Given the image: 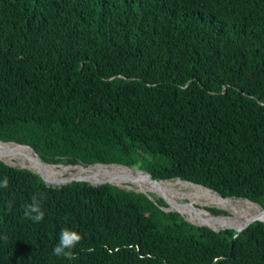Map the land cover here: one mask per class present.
<instances>
[{"label": "trees", "instance_id": "trees-1", "mask_svg": "<svg viewBox=\"0 0 264 264\" xmlns=\"http://www.w3.org/2000/svg\"><path fill=\"white\" fill-rule=\"evenodd\" d=\"M0 141L264 208V0H0ZM5 177L0 264H264L263 221L233 236L112 183L47 185L0 160ZM63 229L74 258L53 254Z\"/></svg>", "mask_w": 264, "mask_h": 264}, {"label": "bare ground", "instance_id": "bare-ground-1", "mask_svg": "<svg viewBox=\"0 0 264 264\" xmlns=\"http://www.w3.org/2000/svg\"><path fill=\"white\" fill-rule=\"evenodd\" d=\"M30 150L25 146L14 145L10 143L5 144L0 142L1 159L6 161L16 159L18 160L16 162V165L30 167L35 172L42 174L48 181H54L63 178L82 177H87L93 182L108 179L113 183L120 184L121 182L127 181L128 184H133L142 191L156 192L168 203H170L169 201H172V205H175L176 208L182 209L183 214L186 215L189 221L196 224L209 225L214 229H220L225 226L238 227L252 217L259 218L264 221V211H261V208L259 206H257L255 203L250 202L249 200L239 198L232 199L229 197L223 198L214 191L186 181H151L145 174L136 170L127 169L126 167L115 165H93L86 168H75L66 166V168H68L67 170H71L70 173L65 177L59 178V176L62 175V172L59 175H53L50 167L49 169H47V164L39 161L35 157L33 151ZM175 183H178L179 186L173 187ZM183 200H188L189 202L186 203H193L196 205H214L229 212V215L223 219H217L214 217L216 215H210L208 212H206V210L201 209L204 214L213 217L210 219H201L195 214L196 208H194L193 210H189L185 205V207H183L180 204V201ZM197 209L200 208L197 207ZM211 221H219L221 223L227 224H220L221 226H213L210 224Z\"/></svg>", "mask_w": 264, "mask_h": 264}, {"label": "water", "instance_id": "water-1", "mask_svg": "<svg viewBox=\"0 0 264 264\" xmlns=\"http://www.w3.org/2000/svg\"><path fill=\"white\" fill-rule=\"evenodd\" d=\"M1 143H5V144H8V143H6V142H2V141H0ZM10 144H14V145H20V146H25V147H28L29 149H31L32 151H33V153H34V155H35V157L39 160V161H41V162H43V163H45V164H50V165H57V166H71V167H75V166H77V165H79V166H81V167H84V168H86V167H88V166H93V165H115V166H121V167H126V168H128V169H132V170H136V171H139V172H141V173H143V174H145L151 181H159V180H156V179H153V178H151V175L148 173V172H146V171H144V170H141V169H138V168H136V167H130V166H126V165H123V164H117V163H105V164H101V163H96V164H91V165H83V164H80V163H77V164H64V163H47V162H44V161H42L40 158H39V156L37 155V153L34 151V149L32 148V147H30V146H28V145H26V144H21V143H13V142H11ZM0 160H2V161H4V162H6L5 160H3V159H1L0 158ZM6 163H8V164H10L9 162H6ZM11 166H14V167H24V166H19V165H14V164H10ZM33 171V170H32ZM35 172V171H34ZM35 173H37L42 179H43V181L47 184V185H53V186H55V185H61V184H65V183H69V182H73V181H86V182H88V183H90V184H102V183H113V182H111L110 180H108V179H106V180H103V181H96V182H93V181H91L89 178H87V177H82V178H63V179H59V180H54V181H48V180H46L45 178H44V176L42 175V174H40V173H38V172H35ZM177 180H180V179H178L177 178ZM180 181H182V180H180ZM127 182V181H126ZM187 182V181H186ZM189 183H192V182H189ZM193 184H195V183H193ZM196 185H198V184H196ZM201 186V185H200ZM202 187H204V186H202ZM204 188H206V187H204ZM207 189H209V188H207ZM209 190H211V189H209ZM212 191V190H211ZM142 192H145V191H142ZM146 194H148L147 192H145ZM156 193V192H155ZM216 193H218V192H216ZM219 194V193H218ZM149 195V194H148ZM156 195H157V197H159L160 199H162L165 203H166V205L168 204L160 195H158L157 193H156ZM220 195V194H219ZM150 196V195H149ZM221 196V195H220ZM221 197H223V196H221ZM223 198H226V197H223ZM252 203H255V202H252ZM256 204V203H255ZM257 206H259L258 204H256ZM260 207V206H259ZM261 208V211H264V208L263 207H260ZM165 209L166 210H174V209H171V208H169L168 206L167 207H165ZM175 211H177V210H175ZM177 212H179V211H177ZM180 213V212H179ZM181 214V213H180ZM256 220H260V221H263V220H261V219H259V218H255V217H252V218H250V219H248V220H246L244 223H242L240 226H238V227H234V226H225V227H223V228H220V229H214V228H212L211 226H209V225H205V224H196V223H194V224H196V225H205V226H208L209 228H211V229H213V230H215V231H220V230H222V229H226V228H231V229H233V230H235V234L233 235V236H235V235H237L240 231H242L244 228H246L249 224H251L253 221H256ZM189 221V220H188ZM191 222V221H190ZM264 222V221H263ZM191 223H193V222H191Z\"/></svg>", "mask_w": 264, "mask_h": 264}, {"label": "clouds", "instance_id": "clouds-1", "mask_svg": "<svg viewBox=\"0 0 264 264\" xmlns=\"http://www.w3.org/2000/svg\"><path fill=\"white\" fill-rule=\"evenodd\" d=\"M8 183V179L5 177L0 181V188H7ZM25 217L35 223H39L44 219V212L41 210L39 200L35 195L32 197V202L25 205ZM81 238L82 237L77 232L63 229L60 234V240L53 249V254L57 257L64 256L74 258L71 249L75 247V244L79 242ZM65 249L69 251L66 252L64 251Z\"/></svg>", "mask_w": 264, "mask_h": 264}, {"label": "rangeland", "instance_id": "rangeland-1", "mask_svg": "<svg viewBox=\"0 0 264 264\" xmlns=\"http://www.w3.org/2000/svg\"><path fill=\"white\" fill-rule=\"evenodd\" d=\"M6 161V160H5ZM18 160H16V159H12L11 161L10 160H8V161H6V162H9L10 164H14V165H16ZM49 167H50V169H51V172H52V174L53 175H59V174H61V172L63 173V172H65V173H63V175H60L59 176V178H62V177H65V176H67L69 173H70V171L71 170H67L68 168H66V166H57V165H50V164H47V169H49ZM26 168H30V167H26ZM31 169V168H30ZM31 170H33V169H31ZM132 170V169H131ZM34 171V170H33ZM92 176H94V175H92ZM175 180H177V179H172L171 181H173V182H176ZM112 184H115V185H117V186H120V187H123V188H126V189H131V190H136V191H142V190H140V189H138V187H136L135 185H133V184H128L126 181L125 182H121L120 184H118V183H112ZM179 186V184L178 183H175L174 185H173V187H178ZM190 187V186H189ZM187 189V188H186ZM145 192H147V193H149V194H152V196H154V197H157V195H156V193L155 192H153V191H145ZM232 199H234V198H232ZM235 199H237V198H235ZM170 203H168L167 204V206L169 207V208H171V209H174V210H179L180 211V213H181V215L182 216H184V218H186L187 220H189L187 217H186V215H184L183 214V212H182V209H180V208H176V206L175 205H172V201H169ZM186 202H189L188 200H183V201H180V204L183 206V207H185L184 205H186V204H190V203H186ZM193 204V203H192ZM193 205H195V207L194 208H196L195 209V214L199 217V218H201L198 214H197V212H199L203 217L201 218V219H205V218H208V219H210V218H213V217H211V216H209V215H207V214H204L203 213V211L201 210V209H204V210H209L208 209V207H214V208H216V209H219V210H222V212L219 214V215H216V216H214L215 218H217V219H223V218H225L226 216H228L229 215V212H227V211H225L224 209H220L219 207H217V206H214V205H196V204H193ZM197 207H199L200 209H197ZM176 208V209H175ZM194 208H192V210L194 209ZM210 211V210H209ZM207 212V211H206ZM211 212V211H210ZM210 224L211 225H213V226H221V225H225V224H227V223H221V222H219V221H211L210 222ZM221 224V225H220Z\"/></svg>", "mask_w": 264, "mask_h": 264}]
</instances>
